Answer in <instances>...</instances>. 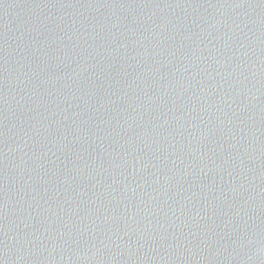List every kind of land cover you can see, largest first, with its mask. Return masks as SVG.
<instances>
[{
  "label": "water",
  "instance_id": "obj_1",
  "mask_svg": "<svg viewBox=\"0 0 264 264\" xmlns=\"http://www.w3.org/2000/svg\"><path fill=\"white\" fill-rule=\"evenodd\" d=\"M0 264H264V0H0Z\"/></svg>",
  "mask_w": 264,
  "mask_h": 264
}]
</instances>
